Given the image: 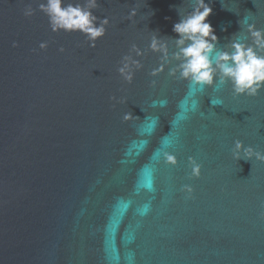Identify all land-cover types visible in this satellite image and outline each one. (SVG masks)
Here are the masks:
<instances>
[{"label": "water", "instance_id": "1", "mask_svg": "<svg viewBox=\"0 0 264 264\" xmlns=\"http://www.w3.org/2000/svg\"><path fill=\"white\" fill-rule=\"evenodd\" d=\"M42 2L0 0V264H264V163L231 151L238 139L264 152V89L233 98L167 66L150 75L152 35L177 38V9L193 0H97L109 26L95 48L22 15ZM205 3L219 47L244 16L264 29V0ZM132 44L143 66L126 83L116 69Z\"/></svg>", "mask_w": 264, "mask_h": 264}, {"label": "clouds", "instance_id": "2", "mask_svg": "<svg viewBox=\"0 0 264 264\" xmlns=\"http://www.w3.org/2000/svg\"><path fill=\"white\" fill-rule=\"evenodd\" d=\"M97 0H85L83 4L66 2V0H44L35 9L31 5L26 6L22 15L31 17L36 11L47 17L49 28L52 32L63 31L65 33H79L85 38L89 48H95L98 39L106 34L109 26V18L99 19L93 15L97 9ZM179 9V8H178ZM177 9L180 17L172 26L175 39L158 38L154 33L151 37L149 49L153 53L160 54V64L152 70L151 76L155 77L168 67V76L188 82L190 88L213 87L216 91L231 86L233 98L240 96L255 97L264 89V29L256 28L254 23H249V16H244L238 21L240 31L234 34L230 41L223 47L218 46V38L214 29L207 21L212 13V8L205 0H193L191 11L183 14ZM137 15L135 8L128 14L131 21ZM226 29L222 28L221 31ZM168 41H172L174 51L170 53ZM16 47L15 42L12 45ZM39 50L47 49V42L39 44ZM65 49L60 47L59 53ZM142 51L132 44L129 53L119 61L117 74L126 82L131 83L134 72L143 65L139 59ZM150 87H156L153 79ZM116 100L115 97H109ZM123 102L122 100L117 103ZM213 106L222 105L223 101L216 99L210 101ZM163 104V102H161ZM155 106V104H153ZM193 110L196 109V101H193ZM203 116L204 113L201 112ZM130 112L124 113L125 121L132 119ZM234 160L260 161L264 163V152L245 146L241 140H234L231 149ZM164 163L175 167L177 160L175 155L165 152ZM190 166V176L199 178L201 165L189 156L187 160ZM181 192H187L191 197L193 191L189 185H184ZM264 215V214H262Z\"/></svg>", "mask_w": 264, "mask_h": 264}]
</instances>
